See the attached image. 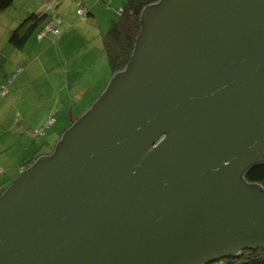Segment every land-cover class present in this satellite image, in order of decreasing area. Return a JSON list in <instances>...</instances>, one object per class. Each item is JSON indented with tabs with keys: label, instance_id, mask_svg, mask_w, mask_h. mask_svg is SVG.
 Here are the masks:
<instances>
[{
	"label": "water",
	"instance_id": "obj_1",
	"mask_svg": "<svg viewBox=\"0 0 264 264\" xmlns=\"http://www.w3.org/2000/svg\"><path fill=\"white\" fill-rule=\"evenodd\" d=\"M105 91L0 197V264H206L264 246V0H161ZM44 156V155H43Z\"/></svg>",
	"mask_w": 264,
	"mask_h": 264
},
{
	"label": "crops",
	"instance_id": "obj_2",
	"mask_svg": "<svg viewBox=\"0 0 264 264\" xmlns=\"http://www.w3.org/2000/svg\"><path fill=\"white\" fill-rule=\"evenodd\" d=\"M20 1L23 5H18H20V7H23L25 5V0ZM60 1L62 0H50V2L46 4L43 2V0H37V2H34V5H32L31 7L25 6L28 9L25 10V13L36 12L41 14L46 12L48 16L41 23H45L43 28H39L38 30L36 29L37 32L35 30V34H32L23 48H16L10 42L5 44L4 40L6 39V35H3L0 41V47H2L0 48V88H2L3 85L8 84L7 94L5 95V97H1L2 95L0 96V115H2L3 111L7 109V112L4 113V116L1 120H4L5 125L3 124V127L6 129L5 131L12 132L16 136L11 140L12 144L10 145H14L16 143L20 145L23 134L34 137V144L37 143L38 138H44L46 131L44 135H41L40 131L44 129V127H46V123L50 118L51 112V110H49V112L43 115H36L37 112L36 110H34L32 112L24 113L23 116L22 112H19L20 114H16L15 103L19 98L17 90L19 80H26V82L24 83H29L33 82L36 79H40L43 88H46V86L50 87L51 91L49 92V94L47 93V90H38L35 93L36 97L38 98L45 96L52 97L55 91L52 89L56 86L57 93L59 92V88H73L75 97H78L77 102H80L82 104V107L86 101H89V103L88 106L82 108L81 112L79 113L78 111H75L72 106L69 111V115L71 118V116H81L85 111H87L90 105H92V103L101 96V94L103 93L102 91L108 86L113 76L109 63L107 65V75L104 79L91 78L90 75L88 77H85L83 63L85 62V51L83 56L80 55L81 62L79 61L78 57L76 59V61L80 62V64H76V62H71L70 60L75 56L74 54L77 53L76 51L78 50H74L73 54H69L66 47L62 46L63 44L67 45L71 43L78 46L80 45V43H82L81 45H83V47H86V41L91 44V42L94 40L95 35H103L104 38V24L106 25L109 23H114L116 17L118 16L117 10L119 9V7H123L125 5L123 4L124 2L122 0H118L116 4V0H104L107 4V7L104 8V6H102L103 3H100V1L98 0H86L85 5L89 8L90 14L86 17V19L79 20L70 27L69 25L72 18L67 15L66 11L64 13L63 19V16L61 14V12L63 11L62 4L60 3ZM52 3L54 5H51ZM98 9L103 10V12L99 14ZM53 12L58 13L62 16L63 22L59 26L56 23H53L54 26H57L62 31V34L57 37L50 33L49 35L40 39L38 37V34L42 30H44V27H46V25L50 22V15ZM24 16L25 14L18 18L17 21H21ZM41 24L39 25V27L41 26ZM80 24L84 25L80 27ZM86 26H88L87 29ZM37 45H39V47L42 46V48H37ZM103 50L104 48L102 49L100 56L104 54L103 52L105 51ZM91 51H94V48H92ZM44 57L47 58V62H50L49 58L54 60L53 64L47 66L43 62ZM39 61L41 68H38L36 65V63ZM19 68H21V71L12 79L11 82L8 83V79L12 78ZM45 75H48V77ZM26 77L27 79H25ZM39 87L41 86L39 85ZM69 94H71L70 90ZM48 152H44V154ZM44 154L41 153V155ZM11 181V176H8L4 181L0 183V194L5 190L7 185L11 183Z\"/></svg>",
	"mask_w": 264,
	"mask_h": 264
},
{
	"label": "rangeland",
	"instance_id": "obj_3",
	"mask_svg": "<svg viewBox=\"0 0 264 264\" xmlns=\"http://www.w3.org/2000/svg\"><path fill=\"white\" fill-rule=\"evenodd\" d=\"M64 1V3H63ZM77 1H83L86 3V0H62L60 3L62 4V16L64 19V13L67 11V15L70 16L71 23L70 27L74 25L77 21L86 19L87 16L82 17L77 13ZM100 3H103L102 6L104 8L107 7V4L104 0H98ZM126 4L127 0H122ZM34 2H37V0H25L24 1V6L20 7L18 4H22L20 0H15L13 4L6 8L5 10L0 11V41L2 39L3 35H6V39L4 40V43L9 42V35L12 29H14L20 21H17L18 18H20L23 14L25 16L28 13H25V10H28L27 7H31L34 5ZM44 3L48 4L50 0H43ZM118 0H116L117 4ZM64 4V5H63ZM27 6V7H25ZM125 6V5H124ZM119 7L117 10V15H120V11L124 8ZM103 10L98 9V13L101 14ZM24 16V17H25ZM118 16L116 17L115 21L118 19ZM23 17V18H24ZM91 17V16H90ZM97 21V19H96ZM114 21V22H115ZM45 23L41 24L40 27L37 28V30L40 28H43ZM84 24H80V27ZM113 25V23L109 24H104V34L109 30V28ZM88 26H86V29ZM45 29V27H44ZM85 29V30H86ZM36 30V32H37ZM43 31V30H42ZM41 31V32H42ZM98 31V30H96ZM39 33L38 37L40 36ZM35 34V31H34ZM46 36V35H45ZM47 38V37H46ZM1 43V42H0ZM73 45L71 44H63L62 47H66L67 52L69 54H73L74 50L77 53H75L74 57L71 58V62H76V64H80L81 59L80 55L83 56L84 51H85V62L84 63V76L88 77L89 75L91 78H99V79H104L106 77L107 73V65L109 64V59L107 56V53L105 49L103 51L104 54L100 56V53L102 49L104 48V38L103 35H95L94 40L90 43L86 41L87 46L83 47V45ZM1 46V45H0ZM37 48H42V46L39 47V45L36 46ZM2 48V47H0ZM79 48V49H77ZM86 48V49H84ZM94 48V51H91V49ZM82 50V51H81ZM91 51V52H89ZM80 54H79V53ZM93 52V53H92ZM79 55V56H77ZM79 59L80 62H77L76 59ZM47 58L44 57L43 62L47 65L50 66L53 64L52 59L49 58L50 62L46 61ZM38 68H41L40 66V61L36 63ZM72 67V66H71ZM110 72V71H109ZM108 72V73H109ZM48 77V75H45ZM27 79V77L25 78ZM26 80H19L17 90H18V100L15 103V111L17 113L22 112V116L24 113L32 112L36 110L37 114L36 115H43L49 110L50 112V117H57V122L52 126L46 128V134L44 138H38L37 143L34 144V137H30L28 135H24L22 137L20 145L18 143L14 145L12 144L11 140L14 139L16 136L12 132L5 131L6 129L3 127L4 120H1L4 116V113L7 112V109L3 111V114L0 115V167L3 166L5 171L2 173L0 171V183L5 180L6 177L11 176V178L14 180L20 175L19 174V169L21 166L25 164V161L28 159H31L33 156H36L38 154L48 152L52 149V147L56 144L60 132L69 124L70 122V117H69V111L70 109L74 108L75 111L81 112L82 108L85 106H88L89 101H86L82 107V104L78 101V97H75L74 95V89L69 88V87H64V88H59V92L57 93L56 87H53L52 90H55L52 97L45 96V97H36L35 93L38 90H47V93L49 94L50 87L46 86V88L42 87V82L40 79H36L33 82L29 83H24ZM39 85L41 87H39ZM1 87V86H0ZM7 90H8V85H7ZM69 90L71 94H69ZM7 93V92H6ZM60 96V98H59ZM1 97H5V95L2 94ZM94 103V102H93ZM92 103V105H93ZM90 105V107L92 106ZM89 107V108H90ZM19 108V109H18ZM65 109V110H64ZM20 110V111H19ZM64 110V111H63ZM88 110V109H87ZM86 112V111H85ZM84 112V113H85ZM19 113V114H20ZM8 115V114H7ZM20 119V116H19ZM19 123V121H18ZM5 125V124H4ZM27 130V129H26ZM29 132V131H28ZM24 133V132H23ZM41 135H44V133H41ZM7 144V145H5ZM2 195V194H1ZM0 195V197H1ZM211 264H222L220 261H214Z\"/></svg>",
	"mask_w": 264,
	"mask_h": 264
},
{
	"label": "trees",
	"instance_id": "obj_4",
	"mask_svg": "<svg viewBox=\"0 0 264 264\" xmlns=\"http://www.w3.org/2000/svg\"><path fill=\"white\" fill-rule=\"evenodd\" d=\"M160 1L161 0H127L124 8L120 12L118 19L113 23V25L109 28V30L104 34V49L109 58L112 75L124 69L125 66L130 62V60L133 57V54L136 49L138 37L143 27L142 12L144 8L150 4H158ZM13 2L14 0H0V11L5 10L6 8L10 7L13 4ZM79 3L82 4L87 9V14L85 16H88L90 14V11L83 1L77 2V13H78V8H79L78 7ZM51 5H53V3ZM47 16L48 14L46 12L41 13V14L36 13V12L28 13L19 22V24L14 29L11 30L10 35H9V42L16 48H23L26 42L29 40V38L34 33V31L47 18ZM85 16H82V17H85ZM54 17H60L62 20L61 23L63 22L62 16L58 13L53 12L50 15L51 23H54L53 22ZM50 22L46 25L45 29L43 30L44 32L42 31L43 34H40L39 36L40 39L44 38L45 35L47 36L50 34V32L47 31L49 24H51ZM61 23H56V24L59 26ZM56 28L58 27L56 26ZM58 30H59V34H54V33H51V34L59 37L62 34V31L59 28ZM20 71H21V68L17 70V72L13 75L12 78L8 79V83L11 82L12 79L16 75H18ZM7 85H3L2 88H0V91L3 90V87H6L7 89ZM105 89L102 92H104ZM7 91L8 90H6V92ZM81 116H78V117L71 116L69 124L61 132L60 138L57 140V143L63 137L64 133L68 129H70L77 122V120L80 119ZM56 121H57V117H50L46 123V127H44V129H42L40 133H45L46 128L52 127L56 123ZM57 143L52 147V149L48 153L46 154L43 153L44 156L41 154H38V156L36 155V157L33 156L31 159H28L25 162V164L20 167L19 169L20 175L15 180L12 179L11 183L7 185V187L1 194L7 191V189L40 158L45 157L46 155L52 156L56 151ZM4 170H5L4 167L1 166L0 171L4 173ZM242 178L248 184L258 185V186H261L262 189H264V161L257 162V163L250 165L242 174ZM219 261L222 264H264V246L244 248ZM211 263L213 262H209L206 264H211Z\"/></svg>",
	"mask_w": 264,
	"mask_h": 264
},
{
	"label": "built area",
	"instance_id": "obj_5",
	"mask_svg": "<svg viewBox=\"0 0 264 264\" xmlns=\"http://www.w3.org/2000/svg\"><path fill=\"white\" fill-rule=\"evenodd\" d=\"M54 5V4H53ZM78 13L82 16H85L87 14V9L82 5V4H78ZM61 18L60 17H54V23H61ZM47 31L50 33H54V34H59V30L58 28H56V26H54L53 23L49 24ZM6 87H3V90L0 91V95H5L6 94Z\"/></svg>",
	"mask_w": 264,
	"mask_h": 264
}]
</instances>
